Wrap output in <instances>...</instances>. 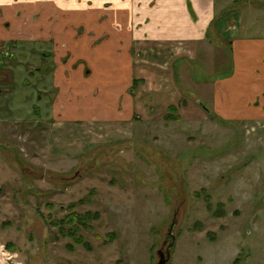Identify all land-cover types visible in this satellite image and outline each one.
Returning <instances> with one entry per match:
<instances>
[{"label": "rangeland", "instance_id": "rangeland-1", "mask_svg": "<svg viewBox=\"0 0 264 264\" xmlns=\"http://www.w3.org/2000/svg\"><path fill=\"white\" fill-rule=\"evenodd\" d=\"M28 46L12 50L4 66L22 65L34 75L45 61L46 77L14 67L10 81L0 82L20 92L24 104L12 111L10 94L0 98L8 113L0 124V245L13 254L11 264H155L169 231L175 238L169 264H264V124L226 123L193 111L185 119L155 116L116 130L86 121L112 113L101 101L67 96L121 88L127 72L116 58L79 47L78 68L61 91L63 111L51 120L49 101L57 93L51 59L40 61L41 47ZM208 70L201 69L212 81L226 71ZM73 118L83 120L51 132L54 120ZM72 212L99 214L87 227L76 224L89 250L54 225Z\"/></svg>", "mask_w": 264, "mask_h": 264}, {"label": "crops", "instance_id": "crops-1", "mask_svg": "<svg viewBox=\"0 0 264 264\" xmlns=\"http://www.w3.org/2000/svg\"><path fill=\"white\" fill-rule=\"evenodd\" d=\"M14 42L29 49L38 45L40 54L45 48L43 61L47 54L51 59V87L57 93L49 101V119L63 111L58 106L65 100L61 91L66 90V75L78 68L82 50L101 59L114 57L127 72L121 88L97 86V92L67 96L76 103L101 101V109L112 113L111 118L90 115L86 121L114 130L121 124L133 127L137 120L163 117L169 106L182 119L189 111L207 117L198 105L203 102L218 121L264 124V0H0V51ZM7 62L0 64L7 67L0 70V82L10 81L8 71L14 67L32 78L46 77L37 67L34 76L31 69L17 68V60L11 68L4 66ZM216 66L226 70L222 79L203 76L201 69L209 73ZM8 87L0 86V98L10 94L16 111L24 105L21 93ZM5 109L0 106V124L8 119ZM80 120L56 119L51 132L65 131Z\"/></svg>", "mask_w": 264, "mask_h": 264}, {"label": "trees", "instance_id": "trees-1", "mask_svg": "<svg viewBox=\"0 0 264 264\" xmlns=\"http://www.w3.org/2000/svg\"><path fill=\"white\" fill-rule=\"evenodd\" d=\"M136 88V82L132 86V90ZM167 113L163 116V119L165 121H170V120H179L180 117L177 115L176 108L174 106H169L167 108ZM205 112L211 116L212 118L216 119L215 116L210 115V112L205 110ZM207 209L210 208L209 206V201L207 200ZM73 206V205H71ZM99 214L97 212L91 213V212H86L84 214H77L75 212H72L65 216L63 219L59 220L58 222L54 223V225L58 226L60 234L62 236H67L71 238V240L82 247H84L86 250H89L90 247L83 241L82 237H80L77 233L78 231V226L76 224H80L84 227L88 226V223L97 219ZM68 227V229L65 231V234H63V229Z\"/></svg>", "mask_w": 264, "mask_h": 264}, {"label": "flooded vegetation", "instance_id": "flooded-vegetation-1", "mask_svg": "<svg viewBox=\"0 0 264 264\" xmlns=\"http://www.w3.org/2000/svg\"><path fill=\"white\" fill-rule=\"evenodd\" d=\"M17 45H19V43ZM14 46H16V42H14L12 45H11V43L8 44L7 47L3 48L0 51V64H2L5 61L10 60L12 57L14 58L12 50H19V48H21V47L23 50V48H24L23 46H21V44H20V46H16V47H14ZM21 53L23 54V52H21ZM44 54H45V52H44ZM44 54L39 53V58L40 59L44 58ZM36 57L30 56V58L32 60H34ZM45 59H46V57H45ZM47 60H49L48 54H47ZM51 66H52V62H51ZM37 69L41 70V72L43 70H45L44 68H41L40 65H39V67H37ZM49 70H50V67H49ZM131 91H132V89H131ZM174 240H175V238H174L172 232H170V231L167 232V236L165 238H163V240L161 241V244L159 246V249L156 251V256H157L156 258L157 259H156L155 264L160 260H167L165 264H169L171 254H172V248H173ZM237 264H239V263H237Z\"/></svg>", "mask_w": 264, "mask_h": 264}, {"label": "built area", "instance_id": "built-area-1", "mask_svg": "<svg viewBox=\"0 0 264 264\" xmlns=\"http://www.w3.org/2000/svg\"><path fill=\"white\" fill-rule=\"evenodd\" d=\"M13 254L7 250L4 245H0V264H11Z\"/></svg>", "mask_w": 264, "mask_h": 264}, {"label": "water", "instance_id": "water-1", "mask_svg": "<svg viewBox=\"0 0 264 264\" xmlns=\"http://www.w3.org/2000/svg\"><path fill=\"white\" fill-rule=\"evenodd\" d=\"M198 105L203 109L205 110V108L202 107V104L201 103H198ZM167 260H160L158 261L156 264H165Z\"/></svg>", "mask_w": 264, "mask_h": 264}]
</instances>
